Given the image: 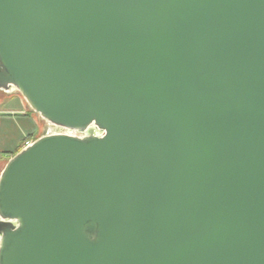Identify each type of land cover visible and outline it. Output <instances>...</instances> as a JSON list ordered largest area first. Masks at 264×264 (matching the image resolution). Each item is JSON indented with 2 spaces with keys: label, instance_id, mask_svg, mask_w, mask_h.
I'll use <instances>...</instances> for the list:
<instances>
[{
  "label": "water",
  "instance_id": "1",
  "mask_svg": "<svg viewBox=\"0 0 264 264\" xmlns=\"http://www.w3.org/2000/svg\"><path fill=\"white\" fill-rule=\"evenodd\" d=\"M0 90V264H264V0H0Z\"/></svg>",
  "mask_w": 264,
  "mask_h": 264
},
{
  "label": "crops",
  "instance_id": "2",
  "mask_svg": "<svg viewBox=\"0 0 264 264\" xmlns=\"http://www.w3.org/2000/svg\"><path fill=\"white\" fill-rule=\"evenodd\" d=\"M22 103L10 109L0 106V160L6 156L9 161L23 141H26V145L32 143L44 135L48 128V125L43 127Z\"/></svg>",
  "mask_w": 264,
  "mask_h": 264
},
{
  "label": "rangeland",
  "instance_id": "3",
  "mask_svg": "<svg viewBox=\"0 0 264 264\" xmlns=\"http://www.w3.org/2000/svg\"><path fill=\"white\" fill-rule=\"evenodd\" d=\"M21 103L23 105H25L29 109V111L31 113H33V115L36 117V119L39 120V122L41 123L42 126L44 125L43 127H46L45 126V125H47L46 121L44 120L45 121L44 122L43 121V118L40 117L39 114L37 112H35L30 107V105L28 104V102L26 101V99L23 97V95L21 93H19L16 90L11 91V92H7V91H4V90H0V106L1 107H8L10 109V108H13L14 105L16 106V104H18L20 106ZM52 129L55 130V131L64 130V129H58L57 127H52ZM76 133H79V132H76ZM7 159L8 158L5 156V159L3 158V159L0 160V174H1L2 170H3V168L5 167V165L8 162Z\"/></svg>",
  "mask_w": 264,
  "mask_h": 264
},
{
  "label": "trees",
  "instance_id": "4",
  "mask_svg": "<svg viewBox=\"0 0 264 264\" xmlns=\"http://www.w3.org/2000/svg\"><path fill=\"white\" fill-rule=\"evenodd\" d=\"M25 145H26V141H23V142L21 143L20 148H19L18 151H20Z\"/></svg>",
  "mask_w": 264,
  "mask_h": 264
},
{
  "label": "built area",
  "instance_id": "5",
  "mask_svg": "<svg viewBox=\"0 0 264 264\" xmlns=\"http://www.w3.org/2000/svg\"><path fill=\"white\" fill-rule=\"evenodd\" d=\"M58 132H65V130H60V131H58ZM73 134H75V135H80L81 133H76V132H74Z\"/></svg>",
  "mask_w": 264,
  "mask_h": 264
}]
</instances>
